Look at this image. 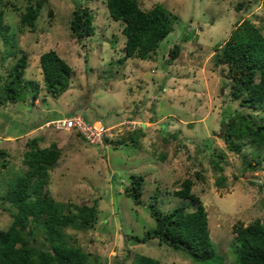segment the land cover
I'll use <instances>...</instances> for the list:
<instances>
[{"label": "rangeland", "instance_id": "1", "mask_svg": "<svg viewBox=\"0 0 264 264\" xmlns=\"http://www.w3.org/2000/svg\"><path fill=\"white\" fill-rule=\"evenodd\" d=\"M137 2L141 9L160 4L177 20L151 58L119 62L122 23L108 16L105 0H43L33 29L20 24L27 0H0V25L7 26V32L0 33V98L7 71L21 53L27 59L23 77L39 84V97L32 105L28 92L24 100L0 104V148L5 150L0 155V229L10 224L15 211L5 192L25 168L24 143L41 136L38 145L53 142L59 150L42 196L62 204L63 212L82 204H95L98 211L91 227L62 229L66 241L87 254L86 264H136L140 255L160 264H216L211 259L195 261L154 238L136 242L126 236L141 237L154 227L144 204L153 193L161 211L181 204L191 210L190 200L172 195L186 178L206 212L216 255L222 264H233L232 225L264 217V146L244 139L238 153L230 151L221 139L220 120L242 110L252 114L255 123L264 121V101L261 108L241 109L229 97L226 67L216 65L214 57L235 23L244 18L255 25L264 22V0ZM77 4L87 6L93 15V33L81 39L69 30ZM184 35L188 38L181 41ZM175 44L179 52L167 61V51ZM49 49L72 73L67 90L43 99L38 56ZM73 113L94 125L116 124L108 139L117 142L92 145L74 130L43 123ZM134 129L143 132L134 134L135 143L126 135ZM131 175L143 179L137 205L122 191ZM26 228L30 246L49 249L40 226L29 234Z\"/></svg>", "mask_w": 264, "mask_h": 264}, {"label": "trees", "instance_id": "2", "mask_svg": "<svg viewBox=\"0 0 264 264\" xmlns=\"http://www.w3.org/2000/svg\"><path fill=\"white\" fill-rule=\"evenodd\" d=\"M42 2L27 0L20 17L22 26L33 29ZM105 5L108 16L122 23L120 32L124 35V43L123 55L117 59L119 62L128 57L140 60L151 58L156 53L159 41L173 30L177 20L176 15L160 4L141 9L137 0H105ZM92 20L91 10L77 4L71 12L69 30L78 39L86 37L94 31ZM2 32H7V26L0 25ZM187 38L184 35L181 41ZM179 49L178 44L173 45L167 51V61L174 60ZM214 59L216 65L226 67L225 78L228 79L230 99L236 101L241 109L261 108L264 101V22L255 25L250 19L244 18L235 23L217 49ZM26 60L25 53H21L10 65L7 81L1 90L0 104L24 100L27 92L30 105L39 97V84L23 77ZM38 62L45 90L42 98L45 99L46 95L58 97L69 87L72 69L53 49L41 52ZM251 115L238 110L220 120L221 139L230 151L238 153L241 146L239 142L244 139L253 146H264V121L255 123ZM136 132L138 136L143 135L140 129L126 132L133 143L137 140ZM76 133L81 137V134ZM41 140V136H33L25 141L21 154V163L25 168L5 192L15 211L10 224L0 229V264H86L87 254L79 247L70 245L62 229L69 226L91 227L98 211L95 204H82L75 211L63 212L62 204L42 196L41 189L47 171L56 164L59 150L53 142L47 146L38 145ZM102 141L117 142L107 137H102ZM4 154L5 150L0 148V155ZM1 165H5L4 161ZM216 168L221 170L220 166ZM142 180L141 175H131L128 184L122 189L136 205L141 202ZM190 182L189 178L182 180L179 189L174 190L172 195L190 200L193 203L191 210H186L185 205L181 204L161 211L155 204L156 193H153L151 200L144 204L154 220V227L145 230L141 237L126 236L136 242L154 238L159 244L181 251L195 261L211 259L216 260V264H222V257L216 255L209 237L206 212L198 196L190 192ZM29 187L30 190L27 189ZM30 194L33 197H29ZM37 226L41 227L49 249H34L28 244L23 230L27 227V234L33 233V228ZM231 228L235 234L230 246L233 264H264V217L246 225L234 223ZM135 261L136 264H160L158 260L143 255Z\"/></svg>", "mask_w": 264, "mask_h": 264}, {"label": "built area", "instance_id": "3", "mask_svg": "<svg viewBox=\"0 0 264 264\" xmlns=\"http://www.w3.org/2000/svg\"><path fill=\"white\" fill-rule=\"evenodd\" d=\"M47 124H50L56 130L73 129L81 134L88 143L98 145L103 144L102 137L109 138V135L114 132V127L116 126V124L109 127L100 124H90L78 114L57 118L49 121Z\"/></svg>", "mask_w": 264, "mask_h": 264}, {"label": "clouds", "instance_id": "4", "mask_svg": "<svg viewBox=\"0 0 264 264\" xmlns=\"http://www.w3.org/2000/svg\"><path fill=\"white\" fill-rule=\"evenodd\" d=\"M73 114H77V113H73ZM73 114H70V115H73ZM70 115H67V116H70ZM78 115H80V114H78ZM81 116V115H80ZM63 117H65V116H63ZM82 117V116H81ZM61 118V117H60ZM84 120H85V118L84 117H82ZM55 119H57V118H55ZM55 119H51V120H47L44 124L46 125V126H49L50 124H47L49 121H52V120H55ZM87 123H89L87 120H85ZM90 124H93V123H90ZM51 126V125H50ZM105 126V125H104ZM53 128V127H52ZM54 129V128H53ZM70 130H73V129H70ZM75 131V130H74ZM75 132H77V131H75ZM81 137L83 138V140H85L84 139V137L81 135ZM86 141V140H85ZM87 142V141H86ZM88 143V142H87ZM104 143V142H103ZM89 144H91V143H89ZM92 145H98V144H92ZM100 146H103V144L102 145H100Z\"/></svg>", "mask_w": 264, "mask_h": 264}]
</instances>
